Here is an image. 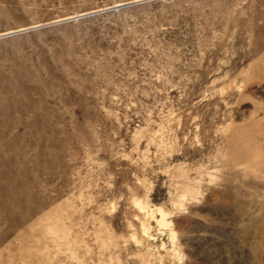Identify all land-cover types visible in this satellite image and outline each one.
<instances>
[{
	"label": "rangeland",
	"instance_id": "374dc122",
	"mask_svg": "<svg viewBox=\"0 0 264 264\" xmlns=\"http://www.w3.org/2000/svg\"><path fill=\"white\" fill-rule=\"evenodd\" d=\"M0 0V264H264V0Z\"/></svg>",
	"mask_w": 264,
	"mask_h": 264
},
{
	"label": "water",
	"instance_id": "95a60500",
	"mask_svg": "<svg viewBox=\"0 0 264 264\" xmlns=\"http://www.w3.org/2000/svg\"><path fill=\"white\" fill-rule=\"evenodd\" d=\"M144 0H133V1H129V2H124V3H120L114 7H111L109 9H104V10H100V11H95V12H91V13H87L85 15H91V14H96V13H99V12H103V11H107V10H119V9H123V8H127V7H130V6H133L139 2H142Z\"/></svg>",
	"mask_w": 264,
	"mask_h": 264
}]
</instances>
